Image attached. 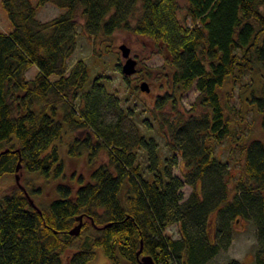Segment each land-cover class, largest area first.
Returning a JSON list of instances; mask_svg holds the SVG:
<instances>
[{"label":"trees","instance_id":"16d2710c","mask_svg":"<svg viewBox=\"0 0 264 264\" xmlns=\"http://www.w3.org/2000/svg\"><path fill=\"white\" fill-rule=\"evenodd\" d=\"M47 2L63 10L40 20L37 6ZM263 3L1 0L12 28L0 30V184L17 161L27 175L23 188L14 182L0 193V264H86L96 246L108 264H142L144 255L154 264H205L228 248L238 217L255 224L253 259L264 264V138L242 129L250 110L264 128ZM78 16L90 34L129 31L162 56L166 88L150 108L153 123H141L162 137L165 155L128 121L126 96L106 88L103 74L90 78L81 58L68 65ZM31 65L37 72L27 78ZM235 85L238 107L229 103ZM191 88L195 97L181 106ZM66 130L80 132L66 150L92 165L88 178L65 172L55 141ZM225 139L239 151L237 166L216 151ZM44 182L52 198L34 207L24 190L44 193ZM172 223L177 236L166 232Z\"/></svg>","mask_w":264,"mask_h":264},{"label":"rangeland","instance_id":"374dc122","mask_svg":"<svg viewBox=\"0 0 264 264\" xmlns=\"http://www.w3.org/2000/svg\"><path fill=\"white\" fill-rule=\"evenodd\" d=\"M181 4L184 0H180ZM35 3V0H31ZM260 9L264 11V3L260 5ZM63 8L54 5L51 2H47L43 5L37 6L36 17L40 20H47L57 15ZM182 11H179V16L182 18ZM12 28V23L7 17L5 10L1 6L0 0V30L9 31ZM76 31V44L75 49L71 56L68 58V65L81 58L86 61L90 78L97 73L104 75V84L109 90H116L118 94L124 100V110L127 112V119L131 121L133 125L140 127L147 136L153 135L158 144V149L163 155L166 154V148L163 144V139L154 130H146L145 126L142 125L141 119L145 116L149 117V111L153 105V101L158 93H161L166 86L162 87L164 79L162 78V56L155 52L153 49V42L144 36L131 33L125 30H116L110 36H106L103 33L90 34L84 27V21L81 16L77 17L75 25ZM125 43L130 48V55L136 58V72L126 76L123 75L121 70L116 65L117 62H123L124 58L120 55L118 45ZM108 45V46H107ZM37 72L35 65H31L27 68L25 76L31 78ZM250 74L244 76L243 81L250 80ZM161 78V79H160ZM128 79V80H126ZM141 81H146L149 86L148 91L141 90L139 84ZM240 87L235 85L232 89V97L229 99V103L238 107L240 103ZM196 95L194 88L185 91L181 97V106L188 107L190 102ZM74 105H78V100H74ZM151 117H149L150 119ZM153 123V120L150 119ZM243 131L251 130L253 135L264 138V128L260 123V117L253 113L251 110L246 114V123L242 125ZM78 131L66 130L63 131L60 138L55 141L58 144L60 155L63 159L64 169L67 175L83 174L85 178H88L92 165H89L84 157L72 158L67 154V144L72 139L74 134H78ZM218 155L228 160L230 164H235L240 161L239 151L236 148L235 151L231 152L227 145V140L218 144L216 147ZM161 154V155H162ZM106 157L99 156L95 164L100 161H105ZM175 172H179L176 168ZM17 173L19 177V183L23 182V178L27 173L22 170H14L9 174L5 175L0 184V193L8 190L14 182V174ZM180 173V172H179ZM32 182L37 186L40 185L41 178L38 176H32ZM16 183V182H15ZM39 183V184H38ZM44 193H36L31 196V199L36 204L42 202H48L51 198L52 187L50 183L44 182L41 184ZM185 195L190 191L188 185L184 186ZM49 197V199H48ZM166 232L172 236L178 235V227L176 223H172L166 227ZM256 227L251 219L238 217L236 224L232 231V240L227 249L219 251L212 259L205 264H224L230 257L238 258L244 261L246 264H255L253 259V253L257 247L256 240ZM94 255L89 259L86 264H108L104 251L101 246H96L94 249ZM69 250H67L68 253ZM63 260L65 257L63 256Z\"/></svg>","mask_w":264,"mask_h":264},{"label":"water","instance_id":"95a60500","mask_svg":"<svg viewBox=\"0 0 264 264\" xmlns=\"http://www.w3.org/2000/svg\"><path fill=\"white\" fill-rule=\"evenodd\" d=\"M119 51H120V55L124 58L123 62L120 65V70L123 73L124 76H128L134 72H136V58L133 57L132 55H130V48L125 44V43H120L118 45ZM139 88L141 90L144 91H148L149 90V86L148 83L146 81H141L139 84ZM20 167V163L19 161H17L16 167L15 169L18 170ZM14 179L15 182L22 187V185L19 183V177L18 174L15 173L14 174ZM23 188V187H22ZM25 191L26 196H28L29 202L36 207L35 203L33 202V200L31 199V197L28 195V193ZM38 209V208H37ZM81 224V216L79 217V221L76 225H74L73 227H71L68 232L70 234H78L79 230H80V225ZM140 261L142 264H154L152 258L150 256H142L140 258Z\"/></svg>","mask_w":264,"mask_h":264}]
</instances>
